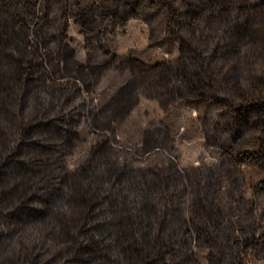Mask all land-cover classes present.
<instances>
[{"label": "trees", "instance_id": "16d2710c", "mask_svg": "<svg viewBox=\"0 0 264 264\" xmlns=\"http://www.w3.org/2000/svg\"><path fill=\"white\" fill-rule=\"evenodd\" d=\"M131 20L148 42L120 54ZM111 71L127 77L107 96ZM142 97L187 112L216 161L180 166L167 125L124 140ZM245 167L264 173V0H0V264L264 260Z\"/></svg>", "mask_w": 264, "mask_h": 264}, {"label": "rangeland", "instance_id": "374dc122", "mask_svg": "<svg viewBox=\"0 0 264 264\" xmlns=\"http://www.w3.org/2000/svg\"><path fill=\"white\" fill-rule=\"evenodd\" d=\"M70 44L76 51V58L84 63L86 58L85 45L80 28L71 24ZM148 42V28L143 21L131 20L126 28L121 29L116 34L115 47L120 54H125L133 48L143 49ZM152 58L159 57L157 50L151 52ZM148 61V59H146ZM127 75H121L116 72H109L100 87L101 91L107 96L116 91V89L126 80ZM167 125L176 140L180 153L179 164L182 167L195 165L201 159L207 163L216 161L217 150L214 148L206 149L204 146V137L198 130L196 124L191 121L187 112H179L169 118L164 117L161 108L155 101L142 97L139 105L127 120L121 133L126 141L140 142L142 129L144 126ZM94 139L90 136L86 141L81 142L75 149L73 155L69 158V165L76 166L86 157ZM244 172L247 176V184L251 185L264 178V173L254 167H245ZM264 210V201L260 206ZM198 259L205 264L203 260L205 251H196ZM249 264H264V260H250Z\"/></svg>", "mask_w": 264, "mask_h": 264}, {"label": "flooded vegetation", "instance_id": "af4514ba", "mask_svg": "<svg viewBox=\"0 0 264 264\" xmlns=\"http://www.w3.org/2000/svg\"><path fill=\"white\" fill-rule=\"evenodd\" d=\"M77 26V25H76Z\"/></svg>", "mask_w": 264, "mask_h": 264}]
</instances>
